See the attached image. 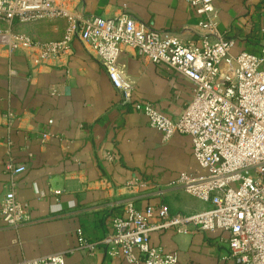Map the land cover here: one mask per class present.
Here are the masks:
<instances>
[{
    "label": "crops",
    "instance_id": "obj_1",
    "mask_svg": "<svg viewBox=\"0 0 264 264\" xmlns=\"http://www.w3.org/2000/svg\"><path fill=\"white\" fill-rule=\"evenodd\" d=\"M58 2L78 15L110 18L126 11L152 28L201 42L197 25L205 16L186 0ZM214 6L221 36L235 40L232 53L260 54L264 0H214ZM66 25V19L56 18L15 23L13 29L48 42L61 39ZM6 28L10 25L0 21V29ZM118 65L133 84L131 103H123L107 71L78 39L68 56L40 68L22 53L0 49V207L13 189L31 214L20 227L0 223V264L55 253H64L66 264H130L107 256L103 247L94 254L79 248V230L91 240L103 238L128 202L139 210L165 204L183 213L206 207L174 184L184 172L205 174L190 137L166 140L134 107L150 103L174 119L192 98L194 83L132 48L124 49ZM46 131L52 136L43 142ZM10 164L26 170L14 173ZM227 239L219 230L151 233L152 243L176 252L179 264H235Z\"/></svg>",
    "mask_w": 264,
    "mask_h": 264
},
{
    "label": "built area",
    "instance_id": "obj_2",
    "mask_svg": "<svg viewBox=\"0 0 264 264\" xmlns=\"http://www.w3.org/2000/svg\"><path fill=\"white\" fill-rule=\"evenodd\" d=\"M186 1L205 16L197 25L200 43L152 28L126 11L109 18L78 15L58 0H0V21L10 25L0 29V49L22 53L31 66L40 68L68 56L78 39L107 71L124 104L132 102L133 92L132 82L118 65L125 48L154 64L168 65L194 83L192 98L174 119L150 103L136 102L134 107L166 140L176 134L190 137L193 156L205 174L184 172L174 184L206 207L183 213L172 212L165 204L139 210L128 202L124 216L113 218L111 231L103 238L91 240L79 230V248L94 254L103 247L107 256L130 264H179L178 254L153 244L151 233L219 230L228 234L229 257L235 264H264V44L260 54L232 53L235 40L221 36L214 0ZM56 18L67 20L59 40L39 42L13 29L15 23ZM212 36L216 39L211 40ZM51 136L44 132L42 141ZM8 167L14 173L26 170L23 165ZM30 220L29 209L16 191H7L0 223L20 227ZM14 264L66 261L64 253H55Z\"/></svg>",
    "mask_w": 264,
    "mask_h": 264
}]
</instances>
